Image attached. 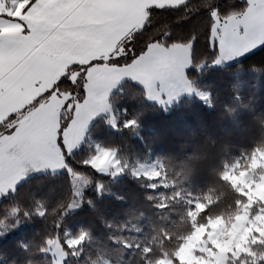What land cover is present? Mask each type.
<instances>
[{
	"label": "trees",
	"instance_id": "16d2710c",
	"mask_svg": "<svg viewBox=\"0 0 264 264\" xmlns=\"http://www.w3.org/2000/svg\"><path fill=\"white\" fill-rule=\"evenodd\" d=\"M217 7L226 18L243 13L248 3L184 0L147 7L143 25L118 42L109 56L113 59H101L124 65L149 43L189 44L195 38L186 75L211 93L209 102L184 96L165 107L150 101L139 82L122 80L109 97L116 127L112 115L97 117L84 143L66 154V169L31 175L0 197V264H54L44 250L56 238L68 254L64 264H192L178 256L185 239L196 227L235 216L247 204L249 196L226 172L236 160L248 168L264 152V48L212 66L218 50L211 44L214 21L209 10ZM75 69L80 68L70 65L66 71ZM62 75L1 121L0 136L53 93L71 91L72 99H82L85 77L61 82ZM64 117L62 113L61 130L67 123ZM96 144L116 151L124 166L121 175L100 173L90 163ZM149 161L161 163L158 177L133 173L136 164ZM73 174L89 179L79 195ZM75 198L79 203L71 210ZM263 205L254 202L251 215ZM69 238L79 243L71 246ZM253 249L263 254L264 243Z\"/></svg>",
	"mask_w": 264,
	"mask_h": 264
},
{
	"label": "rangeland",
	"instance_id": "374dc122",
	"mask_svg": "<svg viewBox=\"0 0 264 264\" xmlns=\"http://www.w3.org/2000/svg\"><path fill=\"white\" fill-rule=\"evenodd\" d=\"M11 10H14L11 0L0 3V11L8 12ZM144 13L143 22L132 30L143 25L146 11ZM243 13L233 14L226 18L220 17L217 23L222 29V34L227 36L231 31L230 21L229 28L226 30L223 28L228 18H239ZM5 19V27L15 25V21L11 18L5 17ZM14 29V27H11L9 31L12 32ZM0 34L6 33L0 31ZM159 45L160 48L165 46ZM172 46L168 47L172 48ZM191 47V43L176 44L171 54L168 55L161 54L159 49H153L152 57L139 66L142 73L141 79L123 77L116 80L115 83H111L113 75L106 69L112 63L103 61L105 68H98L93 74L92 80L86 79L85 85L91 88L93 99L86 108L80 109L79 117H77L76 105L78 102L83 103L85 94L82 99H72L71 91L53 93L35 107H29L16 125L22 127L24 131L23 138L11 137L8 133L0 136V158L4 161V167L0 169V197L15 191L17 185L31 175L46 171L57 172L67 168L64 154H61L59 146L53 139V133L55 137L57 130L61 127L62 113H64L65 121H67L66 125H72L69 142L72 143L73 148L70 153L66 152L65 154H71L84 143L90 125L97 117L103 114L112 115L110 121L116 127L117 122L113 115L109 97L124 79H132L142 84L145 87L147 98L165 107L171 106L184 96H196L209 102L211 93L206 89L196 87L186 75V71L191 64ZM107 49H110L109 46H102L99 51L95 48L93 52L95 56L90 53V56H84L82 61L87 62V60L96 56L106 60L110 56ZM242 51H246L244 45L227 40L223 56L218 51V55L211 65L215 67L224 66L253 52L241 55ZM218 56L221 57L220 62H216ZM78 71L80 69H75L72 73ZM73 80H76L75 76H73ZM110 83L111 87L107 88V94H105L106 87ZM31 102L17 108L14 112L20 111ZM92 113L95 114L92 115ZM74 120L77 122L73 123ZM85 120L86 123H84ZM130 123L127 122V124ZM38 129H43V133ZM36 131H39V134ZM61 135H63L62 132ZM10 147L13 149L12 152ZM95 148L96 154L91 158L90 163L97 171L103 174H111L113 177L121 175L124 166L118 159L116 151L100 144H96ZM105 153H107L108 159L101 163ZM30 164L31 167L28 166ZM42 164L45 166L41 167ZM243 165L244 163L236 160L227 169L226 177L249 196L247 204L235 216L219 217L211 220L206 226L196 227L178 251L181 260L192 264H264V253H257L253 249V245L264 243V205L257 213L253 215L250 213L254 202L260 201L264 204V152L257 153L250 160L248 168H243ZM160 171L161 163L157 161L139 163L133 168L134 174L148 178L158 177ZM22 177L26 178L21 179ZM17 181L20 182L17 184ZM73 181L75 195H79L89 179L79 174H73ZM78 203V198H75L70 205V209H75ZM198 207H200L199 204ZM50 241L51 243L48 242V247L44 252L53 256L54 264H64L68 256L67 252L57 238ZM70 241H74V239L69 238L68 243ZM69 244L76 246L78 243ZM101 264L112 263L109 260H104ZM160 264H171V262L164 260Z\"/></svg>",
	"mask_w": 264,
	"mask_h": 264
},
{
	"label": "snow or ice",
	"instance_id": "6c2138e0",
	"mask_svg": "<svg viewBox=\"0 0 264 264\" xmlns=\"http://www.w3.org/2000/svg\"><path fill=\"white\" fill-rule=\"evenodd\" d=\"M4 2L5 0H0V3ZM11 2L14 10L0 11V31L9 33L11 27L15 28L10 34L0 36V101L8 97L12 87H23L31 83L43 70L46 59L67 60L80 56L90 48L102 47L106 38L127 23L133 9L144 3V0H11ZM246 2L249 7L241 17H230L224 23L223 28L226 30L229 28V21L231 22V31L227 36L222 34V29L217 23L221 9L217 7L209 10V15L214 21L211 28V44L221 56L224 54L227 40L246 47V51H242L241 55L256 48H264V0ZM154 6L157 5L148 4V7ZM5 17H10L15 21V25L5 27ZM195 43L196 39L192 38L193 48ZM175 47L176 45L172 48L165 45L160 48L158 42L149 43L144 51L132 55L126 64H111L106 69L113 75L111 83L123 77L141 79L139 66L152 57L153 49H159L161 54L168 55ZM220 58L218 56L216 62H220ZM112 59L113 57H109V60ZM76 66L81 71L76 73L66 71L61 77V82L64 79L71 82L73 76L79 79L81 75L87 80H92L98 68H105L99 56L87 62L74 59L71 67ZM111 83L106 87L105 94ZM83 91L84 101L76 105L77 117L80 115V109L86 108L93 99L92 90L88 85H85ZM71 128L72 125H66L62 130L58 129L54 138L61 154H64L65 164V153H70L73 148L69 142ZM61 132L63 135H60ZM8 135L23 138L24 131L22 127L13 126ZM107 159L108 155L105 153L101 163ZM3 167L4 161L0 158V169ZM24 178L26 177L21 179ZM19 182L17 181V184ZM69 243H79V240Z\"/></svg>",
	"mask_w": 264,
	"mask_h": 264
},
{
	"label": "crops",
	"instance_id": "0c3cea01",
	"mask_svg": "<svg viewBox=\"0 0 264 264\" xmlns=\"http://www.w3.org/2000/svg\"><path fill=\"white\" fill-rule=\"evenodd\" d=\"M182 1L184 0H144V3H142L137 8L133 9L128 22L122 25L121 27L117 28L111 35L106 38V41L103 46H109L110 49H107L109 50L107 52L111 54L118 42L124 36H126L127 33L131 32L132 29L136 28L141 22H143L145 14L144 12L146 11L149 3L154 5H175ZM13 31H15V29ZM10 33L11 31L6 34H0V36L7 35ZM91 49L93 50L90 51ZM96 49L99 51L101 50V47H96ZM94 51L95 48H90L86 52L82 53L80 56H74L67 60L46 59L44 62L43 70L31 83H28L23 87H12L9 90L8 97H6L3 101H0V120L6 118L10 114H12V112H14L17 108H20L21 106L31 102L32 100L43 94L46 90H48L52 86V84L63 73H65L69 65L73 64L72 62L74 59L83 60L84 56H90V53L92 56H95L93 55ZM38 130L43 133V129ZM39 131H36V133L39 134ZM54 138L55 137L53 133V139ZM12 151L13 149L11 148V152ZM28 166L31 167V164Z\"/></svg>",
	"mask_w": 264,
	"mask_h": 264
}]
</instances>
